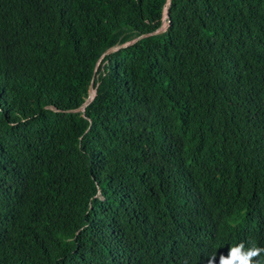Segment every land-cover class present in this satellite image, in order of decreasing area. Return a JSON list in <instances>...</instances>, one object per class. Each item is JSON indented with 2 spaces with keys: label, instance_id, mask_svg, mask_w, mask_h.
<instances>
[{
  "label": "trees",
  "instance_id": "obj_1",
  "mask_svg": "<svg viewBox=\"0 0 264 264\" xmlns=\"http://www.w3.org/2000/svg\"><path fill=\"white\" fill-rule=\"evenodd\" d=\"M166 3L0 0V264L264 247V0Z\"/></svg>",
  "mask_w": 264,
  "mask_h": 264
},
{
  "label": "clouds",
  "instance_id": "obj_2",
  "mask_svg": "<svg viewBox=\"0 0 264 264\" xmlns=\"http://www.w3.org/2000/svg\"><path fill=\"white\" fill-rule=\"evenodd\" d=\"M210 264H215V258ZM218 264H264V247L242 241L230 247L226 256L221 255Z\"/></svg>",
  "mask_w": 264,
  "mask_h": 264
},
{
  "label": "water",
  "instance_id": "obj_3",
  "mask_svg": "<svg viewBox=\"0 0 264 264\" xmlns=\"http://www.w3.org/2000/svg\"><path fill=\"white\" fill-rule=\"evenodd\" d=\"M169 4H170V0H167L166 8H165V13H166L167 15H168V7H169ZM167 18H168V16H167ZM164 29H165V28H164ZM143 36H144V35H143ZM143 36H140V37L136 38L135 40H133V41H131V42H129V43H126V44H123V45L117 46V47H115V48H113V49H110V50L106 51L104 55H108V54L112 53L113 51H116V50H118V49H120V48H123V47H125V46L130 45V44H133L136 40L142 38ZM104 55H103V56H104ZM103 56H102V57H103ZM102 57H101V58H102ZM92 89H93V88H92V85H91V86H90V89H89V93H88V98H87V100L85 101V103L81 106V108H79V110L83 111V110H84V107H85L86 105H88V104L90 103V101L92 100V98L94 97V95H95V90H94V94H93V96L91 97V95H90V91H91Z\"/></svg>",
  "mask_w": 264,
  "mask_h": 264
},
{
  "label": "bare ground",
  "instance_id": "obj_4",
  "mask_svg": "<svg viewBox=\"0 0 264 264\" xmlns=\"http://www.w3.org/2000/svg\"><path fill=\"white\" fill-rule=\"evenodd\" d=\"M92 91H93V89L91 90V94H90V95H91V97L93 96V95H92Z\"/></svg>",
  "mask_w": 264,
  "mask_h": 264
}]
</instances>
